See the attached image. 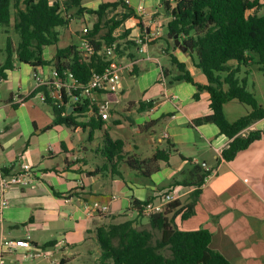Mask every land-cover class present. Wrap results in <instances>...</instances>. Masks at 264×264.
<instances>
[{"label":"crops","instance_id":"obj_1","mask_svg":"<svg viewBox=\"0 0 264 264\" xmlns=\"http://www.w3.org/2000/svg\"><path fill=\"white\" fill-rule=\"evenodd\" d=\"M100 1L82 0V4L97 9ZM140 1L130 0L127 4L124 0L126 9L123 7L122 12L130 9L134 16L124 24L131 30L129 38L121 41L130 40L134 44L127 43L111 59L112 67H117L121 76L120 93L96 95L97 103L111 96L110 116L103 119V128L97 130L98 141L94 136L92 140L88 138L87 144L85 136L77 137L83 129L55 124L53 107L42 99L44 92H39L40 84L43 86L44 80L50 79L52 66L33 68L15 60V68L5 70L7 78H0V178L18 175L24 166L32 167L28 185L5 193L9 205L0 219V262L27 263L23 250L1 254L3 240L25 239L37 246L54 242L46 249L61 254L52 264H103L97 229L129 220L138 228L135 218L140 216L144 217L143 225L150 226L147 230L154 236L155 232L161 235L152 228L150 217L139 214L133 202L158 201L161 193L170 192L180 203L170 215L178 229L209 230L211 248L232 264H264V137L240 151L233 160L223 158L230 139L221 135L213 124L195 123L212 114L210 94L202 91L195 97L194 84L176 80L183 72L173 63L172 56L185 65L195 83L209 84L195 63L194 51H183L175 45V39L167 38L172 16L165 11L163 0L145 1L147 19L152 20L151 29L160 28L161 37L146 46L138 44L136 39L142 32L143 20L137 14ZM88 15L83 14L79 19L84 20ZM11 25H0V66L7 57L8 38L13 49L20 41ZM57 44L44 48L46 60H52L57 49H62ZM228 65L240 67L237 77L246 79L247 89L264 106V91L255 83L258 80L255 70L260 71V66L252 63L246 67L236 60ZM46 90L49 92L50 87ZM251 111L238 100L224 105L229 122ZM92 115L91 110L79 121H86ZM111 119L113 125L108 124ZM256 131L264 132V118L239 135L246 137ZM105 132L113 140L123 141L126 153L147 159L157 151H165L168 160H161L159 170L151 177L139 174L125 163L120 164L121 175H117L107 168L110 162L100 150ZM198 165L209 173L194 213L182 218V213H175L191 202V194L196 189V185L183 182L196 180L191 171ZM1 192L0 187V197ZM96 201L108 205L109 210L90 213L88 206ZM42 235L48 236L40 238ZM92 246L98 250L93 259Z\"/></svg>","mask_w":264,"mask_h":264},{"label":"trees","instance_id":"obj_2","mask_svg":"<svg viewBox=\"0 0 264 264\" xmlns=\"http://www.w3.org/2000/svg\"><path fill=\"white\" fill-rule=\"evenodd\" d=\"M121 6L126 9L124 0L102 3L97 9L83 7L82 0H0V25L13 24L20 38L16 49H13L12 40L8 38L7 57L5 63L0 66V78H7L5 70L14 69V62L17 60L33 68L52 66L61 82L66 81V73L71 72L79 85L88 84L94 72H102L112 66V60L98 52L105 46L116 43L115 31L124 21L134 16V11L127 9L128 12L122 19L112 18L103 22L110 9ZM163 6L172 16L168 24L167 38L173 40L178 36L186 47L193 48L195 63L207 76L209 84L203 86L195 83L185 65L172 56L173 63L183 72L176 80L194 84L197 88L195 97L202 91L210 94L212 114L197 119L195 123L213 124L221 135L230 139V144L222 156L231 161L240 151L246 150L264 137L263 131L251 132L246 137L239 135L254 122L264 118V106L259 104L255 95L247 89L246 79L240 80L237 77L240 67L231 68L228 65L232 60L246 67L256 63L264 75V0H163ZM12 8L16 10L15 17L12 15ZM71 9H76L78 15L98 16V22L86 35L94 46L95 53L85 58L78 46L71 44L66 48L57 49L52 60H46L43 56L44 48L59 42L57 28L70 25L72 15L67 12ZM104 28L107 31H104ZM130 43L134 44V41ZM116 51L120 53L119 45ZM223 73L226 75L223 76ZM39 92H44L45 102L52 105L55 124L89 129L90 140L95 130L103 128V119L98 116V109L89 98L84 99L82 104L77 103L75 109L69 111L72 106L71 97L64 89L61 91V100L51 99L46 86H41ZM231 100H238L249 106L251 113L235 122H229L224 113V105ZM91 110L92 116L86 121H79ZM103 138L104 144L100 150L110 162L107 168L117 175H121L120 164L125 163L139 174L151 177L159 170V162L168 160L165 151H157L153 157L142 159L136 154L126 153L123 141L113 140L107 132ZM191 173L196 176V180L183 184L196 185V189L191 194V202L175 213H182V218H188L194 213L209 172L198 165ZM149 202L152 201L135 200L133 207L142 214L144 206ZM179 206L180 203L174 201L168 204L162 213L150 216L152 228L161 233L158 239H154L152 231L136 228L133 220L99 227L96 239L101 249V262L232 264L224 255L211 248L212 233L209 230L183 231L174 225V217L170 215ZM54 244L50 242L38 247L46 249Z\"/></svg>","mask_w":264,"mask_h":264},{"label":"built area","instance_id":"obj_3","mask_svg":"<svg viewBox=\"0 0 264 264\" xmlns=\"http://www.w3.org/2000/svg\"><path fill=\"white\" fill-rule=\"evenodd\" d=\"M145 1L141 0L139 6L137 7V14L142 17V32L136 39V42L142 46H146L161 37L160 28H156L155 30L151 29L152 20L147 19L149 13L145 8ZM126 3L129 4L130 0H126ZM89 30L87 28L84 29L85 36L81 39L82 47L79 49L82 52L83 57L88 58L91 57L95 53L94 46L91 44L90 40L86 37ZM117 45L116 43L105 46L98 54L109 55L115 52ZM57 72L54 70L50 79L44 80V85L50 87V91L48 92V96L54 100H61L62 98V89H64L69 96L71 97L72 106H70L69 111L75 109V105L77 103L82 104L84 99L89 98L91 102L97 107L98 115L102 117V119L106 120L109 118L108 105L109 98L105 99L104 102L97 103L96 95L98 93H103L106 95H118L120 93L121 88V76L119 73V69L117 67L106 68L102 72H94L91 80L86 85H79L74 79L71 72L66 73L68 79L64 82H61L57 77ZM42 86V84H40ZM79 92V94H76ZM46 94L42 93V99L45 101ZM20 102L24 100L18 99ZM32 167L24 166L21 173L13 176H2L0 178V187L2 190V195L0 197V219L3 216V211L5 207L9 205V200L5 197V193L14 187L26 186L31 182ZM116 198V197H113ZM175 201V198L172 193L165 192L159 195L158 201L149 202L144 206L143 214L146 216H151L155 213H162L166 207V205ZM90 213H101L107 212L109 210L108 205H103L102 203L96 201L88 206ZM23 250L25 252V256L31 260H34L39 257L47 256V252L39 248L38 246L26 241L25 239H5L1 243V254L2 253H17ZM0 264H4L0 262Z\"/></svg>","mask_w":264,"mask_h":264},{"label":"rangeland","instance_id":"obj_4","mask_svg":"<svg viewBox=\"0 0 264 264\" xmlns=\"http://www.w3.org/2000/svg\"><path fill=\"white\" fill-rule=\"evenodd\" d=\"M86 1H89V2L90 1H94V3H95L98 0H86ZM117 1H119V0H101L100 4L107 3V2H117ZM100 4H96V6L99 7ZM90 6L92 7L93 4H91ZM122 9H123L122 6L116 8V9H110L107 12L106 18L103 19V22L106 21V20L112 19V18L116 19V20L117 19H122L123 15L125 14L124 12H122L123 11ZM67 13L68 14L70 13L72 15V19H74V20L72 21L71 25H69L67 27H58V32L60 34V39H59V42L57 44V47L64 48V47H67V46H69L71 44H75V45L78 44L79 47L81 48L82 47L81 39L85 36L84 29L87 28L88 30H91L93 28V26L99 20L98 16L95 15V14H89L87 16V18L82 20V19H79V18H81V16L83 14L82 15H78L76 9H71ZM12 15H13V17H15V15H16V10H14L13 8H12ZM127 21H128V19L126 21H124L123 24H122L123 26L121 25L114 33V35L117 37L116 45H119L120 52L122 51L123 46L126 47L127 43L130 44L131 46L133 45L132 43H130V40L128 42H122L121 41L123 38H129V35L131 33L130 28H126V26L124 25ZM10 27L13 30L12 32L15 33L13 25H11ZM104 31H107V29L104 28ZM53 48H55V47H53ZM53 50H55V49H53ZM50 51L51 50H49V52ZM116 54H118V52L115 49V52L113 54L109 55V59L116 58V56H117ZM255 71H256V74H257V78H258V80H256L255 83L257 84V87H259L260 89H263V91H264V75H263L262 72L258 71V69H256ZM112 120L113 119H111V121L108 122V124H112L113 125ZM89 135H90V131H89V129H87L85 133H83V130L78 132L77 137L79 139H81V136H85L86 139L84 141L88 144ZM94 136H95V140L98 141L99 132L97 130H95V132L93 134V137ZM89 140H90V138H89ZM100 142L102 143L101 139H100ZM135 219H136V225L138 226V228L146 229V230L149 229L150 226L143 225L144 217L138 216ZM45 236H48V235H42V236H40V238H44ZM159 237H160V234L155 232L154 239H158ZM91 248L93 249L92 252H94L93 253L94 255L92 257V259H93V258H95L97 256L96 254H97L98 250L94 249L93 246ZM46 251L48 253L47 256L39 257V258H36L34 260L26 258L25 260L27 261V263H25V264H52V261L55 258L59 257L60 254H61L60 251H56L55 254H53V251H50L49 249L48 250L46 249ZM16 256H18V255H16ZM16 256L14 255L13 257H16ZM23 257H25V256H23ZM8 259H10V258H8ZM16 264H18V263H16Z\"/></svg>","mask_w":264,"mask_h":264},{"label":"water","instance_id":"obj_5","mask_svg":"<svg viewBox=\"0 0 264 264\" xmlns=\"http://www.w3.org/2000/svg\"><path fill=\"white\" fill-rule=\"evenodd\" d=\"M175 45L177 46V47H179L180 49H182L183 51H191V52H193L194 50H193V48H188V47H186L181 41H180V39H179V37L178 36H176L175 38Z\"/></svg>","mask_w":264,"mask_h":264}]
</instances>
